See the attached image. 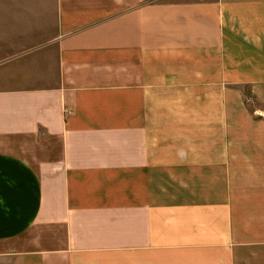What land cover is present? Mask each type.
<instances>
[{
  "label": "crops",
  "instance_id": "1",
  "mask_svg": "<svg viewBox=\"0 0 264 264\" xmlns=\"http://www.w3.org/2000/svg\"><path fill=\"white\" fill-rule=\"evenodd\" d=\"M0 264H264V0H0Z\"/></svg>",
  "mask_w": 264,
  "mask_h": 264
},
{
  "label": "rangeland",
  "instance_id": "2",
  "mask_svg": "<svg viewBox=\"0 0 264 264\" xmlns=\"http://www.w3.org/2000/svg\"><path fill=\"white\" fill-rule=\"evenodd\" d=\"M52 16L49 17H43V18H35V19H23L21 20V22L19 23L18 20H15V25L16 27L19 25H25L22 26L24 27V31H32V33H30L29 35H21L20 41H28V40H33V38L35 39L37 37V33H35V27L37 28H45L46 30H48L46 27H48L50 25V22L52 21ZM40 26V27H38ZM35 31V32H34ZM29 38V39H26Z\"/></svg>",
  "mask_w": 264,
  "mask_h": 264
}]
</instances>
